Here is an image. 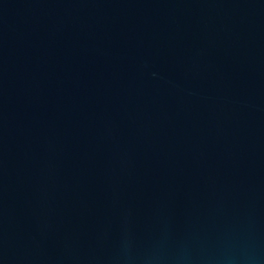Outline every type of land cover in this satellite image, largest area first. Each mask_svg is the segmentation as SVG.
Segmentation results:
<instances>
[{
  "label": "water",
  "instance_id": "95a60500",
  "mask_svg": "<svg viewBox=\"0 0 264 264\" xmlns=\"http://www.w3.org/2000/svg\"><path fill=\"white\" fill-rule=\"evenodd\" d=\"M0 264H264V0H0Z\"/></svg>",
  "mask_w": 264,
  "mask_h": 264
}]
</instances>
